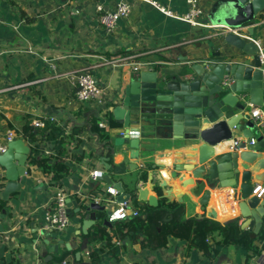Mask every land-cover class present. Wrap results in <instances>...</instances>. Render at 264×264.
Segmentation results:
<instances>
[{"label":"crops","instance_id":"crops-1","mask_svg":"<svg viewBox=\"0 0 264 264\" xmlns=\"http://www.w3.org/2000/svg\"><path fill=\"white\" fill-rule=\"evenodd\" d=\"M117 1L0 0V144L4 143L7 130L16 135L8 144L7 153L0 154V264H60V256L66 251L69 254L63 260H67L69 264H89L88 252L93 244L83 241L86 235H77L84 218L83 207L78 201L79 198H87L93 191L96 182L91 180L90 173L95 170L104 173L100 157L108 158L109 164L118 165L128 155L127 145L116 147L120 143L117 135L119 125L115 122L116 127L110 128L111 122L115 121L111 109L118 90L135 72L132 66H104L94 69L101 97L105 100L104 105L99 107L95 103L80 104L75 100L74 85L70 77L73 72L87 66H96L102 59L119 56L131 57L140 70L157 73L180 71L196 60L194 56L199 51L198 47H202L206 38L211 35L209 28L193 27L179 18L187 13L186 0H154L178 17L165 15L145 2L128 0L131 3L129 16L121 20L112 32H106L99 25L96 6L110 11ZM215 1L199 0L205 16L203 21ZM253 30L254 40L264 48V10L255 19ZM109 114L112 121L109 120ZM50 117L58 121L50 123L59 126L62 135L68 137L64 151L59 154L54 149V141L43 142L42 155L53 156V163L57 160L70 162L69 174L57 187L48 183L37 165L28 163L31 147L18 135L26 120H45ZM100 122L106 125L105 129H101L109 134L105 146L97 135L90 132L92 123L99 127ZM45 134L47 136L49 130ZM147 136L140 134L139 137L141 156L153 154L146 152L153 148L157 153L165 150L148 159L149 170L151 166H155L154 179H149L150 171L143 172L141 169L128 173L127 168L126 174L122 176L111 175V171L106 173L111 175L113 182H124L123 187L127 189H132L135 180L139 178L140 188L147 190L148 196H154L157 200L164 195L159 185L160 176L175 191L182 188L187 197L193 198L200 184L206 181L197 178V172L210 173L209 163L213 157H208L206 161L198 158V163L186 170L189 174L184 179L189 180L180 182L185 175L182 173L184 171L177 173V176H181L180 179L170 177L175 169L174 164H192L194 158L192 155L185 158L182 149H166L203 143L162 138L165 136L162 131L157 139ZM218 153L215 152V155ZM22 156L26 158L25 174L20 177L16 159ZM237 163L238 170L241 171L240 160ZM9 177H15L20 189L3 203L1 192ZM205 183L209 185L208 182ZM56 188L62 189L67 194L68 201L75 202V206L69 207L70 223L66 230L53 237L56 232L48 227L45 214L52 207V196ZM108 188L102 182L96 191L90 193L95 201L106 204V211L116 206L115 198L106 193ZM215 199L218 200L217 205ZM181 200L173 203L183 204L185 214L212 220L206 215L207 209L204 212L197 211L188 206L184 197ZM130 203L133 207L134 204L137 205V201ZM210 207L218 214V218L212 221L223 227L235 224L240 229L243 219L231 189L214 194V203ZM230 208H235V211L231 213ZM77 209L80 211L76 212ZM99 212H90L94 223L87 229V234L97 223ZM262 220L260 229H264V219ZM244 231L250 232L247 229ZM45 239L53 243L59 240L64 244L74 243L75 245L68 246L77 247L68 251L59 246L57 253L49 254V247L44 244ZM220 239L218 232L209 235L207 243L213 250L209 256L191 249L186 241L173 238L168 239L164 249L155 252L140 250L138 245H134L121 252L120 262L115 264H264V241L255 243L260 255L247 262L245 251L234 245L219 247L217 242ZM76 252H80L78 260L75 259ZM48 255L50 258L46 261ZM99 264L114 263L105 256Z\"/></svg>","mask_w":264,"mask_h":264},{"label":"water","instance_id":"water-1","mask_svg":"<svg viewBox=\"0 0 264 264\" xmlns=\"http://www.w3.org/2000/svg\"><path fill=\"white\" fill-rule=\"evenodd\" d=\"M263 10L264 0H216L206 17V22L213 27L211 35L202 47H198L194 62L174 72L134 71L118 90L111 109L114 122L119 125L117 135L120 143L116 147L127 145L128 155L118 165L109 164L108 158L100 157L104 173L95 179L96 184L91 192L96 191L103 182L117 192L116 204L137 201V206L141 208L145 203L151 207L158 206L155 197H149L147 190L140 188L139 178L132 189L124 188V182H113L111 179V175H125L127 168L128 173L140 169L150 171L149 179H154L155 166L149 170L148 159L165 150L157 153L153 148L146 151L153 154L141 156L140 134L157 139L162 131L165 135L162 138L171 140L201 141L203 144L196 145L209 147L225 144L227 152L215 155V151H211L201 158L206 161L208 157H213L209 163L210 173L198 171L197 178L207 180L210 187L218 183L221 187L238 188V207L243 219L240 229L254 234L259 232L264 219V199L252 196V192L256 185L264 186V126L258 125L248 113L250 105L264 107L260 53L257 45L250 40L254 39L255 19ZM211 123L215 124L203 128ZM191 146L194 145L166 150H185ZM7 151L8 145L4 153ZM16 160L18 176L22 177L26 158L22 156ZM238 160L241 171L237 172ZM198 161L195 159V162ZM108 171H111V175L106 173ZM19 189L20 184L15 177H9L1 192L2 200L7 201ZM90 193L77 235H87V229L93 225L90 212L106 211L105 206L91 200ZM207 201L205 195L200 202L201 211H204ZM67 206H75V202L67 200ZM105 214L103 225L110 228L111 223L107 221L110 211L107 210ZM50 241L44 240L49 254L57 253L59 246L68 251L77 247L71 248L69 246L74 243L64 244L61 240L55 243ZM79 256L80 252H76L75 259L78 260ZM49 258L50 255L46 261Z\"/></svg>","mask_w":264,"mask_h":264},{"label":"trees","instance_id":"trees-1","mask_svg":"<svg viewBox=\"0 0 264 264\" xmlns=\"http://www.w3.org/2000/svg\"><path fill=\"white\" fill-rule=\"evenodd\" d=\"M109 117V120L112 121L110 114ZM115 127L116 123L111 122L110 128ZM48 130L49 134L46 136L45 133ZM90 132L97 135L99 141L104 146L106 145L109 140V134L106 131L99 128L96 123H92ZM18 135L27 141L31 147L28 163L37 165L51 186H59L60 181L70 172V162L63 160L56 162L55 160L56 163H53V156H45L42 153L43 142L48 141H54V149L58 154L62 150L64 151L68 137L62 135V129L56 124L50 123L49 120L45 122L42 129H37L31 125V121L28 119ZM90 157L93 156L90 155ZM185 177L186 175H183L182 180ZM94 199L91 197V200ZM184 200L188 202L190 208L200 210L199 206L188 197H184ZM86 201V198H79L78 202L84 208ZM1 202L5 203L3 200ZM165 203L169 204L170 207L165 206ZM99 204L106 205L104 202H99ZM134 207L140 212L138 216L114 221L110 228L103 225L105 213H98L97 223L83 238L87 244H93L88 252L89 264H99L105 256L109 257L111 263H118L121 259V252L134 245H138L140 250L155 252L164 249L169 238L186 241L191 249L209 256L213 250L208 245L207 240L209 235H213L215 232L221 236L217 242L219 247L234 245L241 248L246 252L247 262L250 258L260 255L255 243L264 241V229H260L257 234H254L240 230L235 224L223 227L205 217L189 216L185 214L183 204L167 203L166 199L162 197H160L157 207H151L148 204H145L143 208L134 204ZM68 254L69 252L66 251L60 256V264Z\"/></svg>","mask_w":264,"mask_h":264},{"label":"built area","instance_id":"built-area-1","mask_svg":"<svg viewBox=\"0 0 264 264\" xmlns=\"http://www.w3.org/2000/svg\"><path fill=\"white\" fill-rule=\"evenodd\" d=\"M132 1H141L149 4L153 8L159 10L165 15L170 17H178L177 15L172 14V12L166 10L165 7L161 6L154 0H132ZM170 1V0H168ZM186 4L188 7L187 13L179 17L183 21L187 22L193 27H205L209 29H213L206 20L203 21L204 13L199 6V0H186ZM96 11L98 13V22L99 25L106 31L112 32L118 25V23L127 18L131 12V3L128 0H118L110 11H104L103 8L99 5L96 6ZM231 30V29H226ZM232 32H236L235 30H231ZM253 41L258 49H259V59H260V66L262 76L264 77V53H262V47L260 46L259 42L254 39H250ZM121 67V66H132L133 70H138V64L132 62L131 57L127 56H119L116 58L110 59H102L96 66H87L81 70H77L73 72L70 76L71 80L74 85V98L80 104L86 103H95L97 107L104 105L105 100L101 97V88L99 82L97 81L96 77L93 74V70L100 67ZM249 116L258 123L260 126H264V107H253L250 105ZM51 122H58L56 118H46L45 120H32L31 125L35 128H43L45 123L44 121ZM105 124L100 122L99 127L105 129ZM16 135L7 130L4 134V143L0 144V154H3L6 149L7 145L11 143L15 139ZM45 154H48L45 152ZM103 174L102 171H92L90 173V178L92 181ZM106 193L113 198L117 196V192L109 187ZM252 196H256L258 199H264V186L263 185H256L255 189L252 192ZM67 194L60 188H56L53 192V204L50 210L45 214V219L48 222V227L55 231L56 233L60 234L63 233L70 223L69 218V208L67 206ZM95 201V200H94ZM98 202V201H95ZM115 203V201H114ZM116 204V203H115ZM205 209H207L208 204H206ZM237 208L238 207V200H237ZM110 215L107 216V221L112 223L114 221H121L127 218L136 217L140 214V212L135 209L130 201L124 202L122 204H116V206L109 210ZM231 213L235 211V208H230ZM204 212V211H203ZM207 217L214 220L216 218L209 216L207 212ZM61 264H69L67 260H63Z\"/></svg>","mask_w":264,"mask_h":264},{"label":"bare ground","instance_id":"bare-ground-1","mask_svg":"<svg viewBox=\"0 0 264 264\" xmlns=\"http://www.w3.org/2000/svg\"><path fill=\"white\" fill-rule=\"evenodd\" d=\"M227 150H228V148L225 146V144L224 145L219 144L215 147H209L206 145H194V146L188 147L184 151L182 150V154L185 158H189V156L192 155L194 158V159L191 158L193 160V163L192 164H177V163L174 164L175 169L170 174V177L172 179H175L176 177H178V179H180L181 176H177L178 175L177 173L182 172V171H184L182 173H185V175L188 176L189 173H187L186 170L188 168H191L192 166H195L198 163V162H195V159L202 158L205 154H210L211 151L225 152ZM237 172H238V169H237ZM158 180L160 181V184H159L160 188H162L163 193H164L162 198L166 199L167 203H173V201H175V202L176 201L177 202L182 201L181 199H183V197H187L186 193H184L182 191V188H177L175 191L173 186L170 185L167 180H162L160 176H159ZM188 180H189V178H186L184 180L180 179V182H186ZM205 182H207V180L200 184V186L197 188V191L195 192V195H193V198H190V197H188V198L192 202H194L196 205H198L199 208H201L200 202L204 198V196L206 195L207 200H208L207 201L208 202L207 203L208 204L207 212L211 217H214L217 219L218 214H217L216 210L212 207L209 208V206L213 205V203H214V194L220 193L221 191L223 192V190L231 189L232 190V197L234 198V201L237 202L238 191H237V188L221 187L218 183L213 184V186L209 188ZM150 188L153 189V186H151ZM149 197H151V196H149ZM159 199L157 200L155 198L156 202H158ZM217 201L218 200L215 199V205H217V203H218Z\"/></svg>","mask_w":264,"mask_h":264},{"label":"rangeland","instance_id":"rangeland-1","mask_svg":"<svg viewBox=\"0 0 264 264\" xmlns=\"http://www.w3.org/2000/svg\"><path fill=\"white\" fill-rule=\"evenodd\" d=\"M211 30V29H210ZM160 151V150H159Z\"/></svg>","mask_w":264,"mask_h":264},{"label":"clouds","instance_id":"clouds-1","mask_svg":"<svg viewBox=\"0 0 264 264\" xmlns=\"http://www.w3.org/2000/svg\"><path fill=\"white\" fill-rule=\"evenodd\" d=\"M99 203V202H98Z\"/></svg>","mask_w":264,"mask_h":264}]
</instances>
